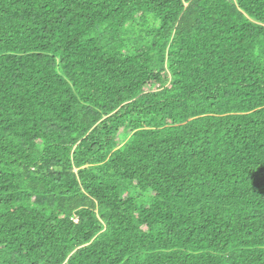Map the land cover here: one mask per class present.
I'll list each match as a JSON object with an SVG mask.
<instances>
[{
	"label": "trees",
	"instance_id": "16d2710c",
	"mask_svg": "<svg viewBox=\"0 0 264 264\" xmlns=\"http://www.w3.org/2000/svg\"><path fill=\"white\" fill-rule=\"evenodd\" d=\"M0 264H264V0H0Z\"/></svg>",
	"mask_w": 264,
	"mask_h": 264
}]
</instances>
